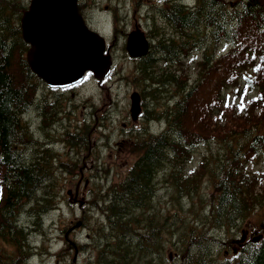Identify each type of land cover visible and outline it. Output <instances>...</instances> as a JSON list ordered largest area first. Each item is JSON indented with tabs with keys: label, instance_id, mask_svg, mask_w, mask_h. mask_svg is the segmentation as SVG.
Here are the masks:
<instances>
[{
	"label": "trees",
	"instance_id": "1",
	"mask_svg": "<svg viewBox=\"0 0 264 264\" xmlns=\"http://www.w3.org/2000/svg\"><path fill=\"white\" fill-rule=\"evenodd\" d=\"M18 1L0 0V264H35L32 258L40 251L23 213L30 212L40 229L44 215L56 207L52 184L57 166L51 159L56 154L51 148L39 150L23 119L38 101L40 78L27 62L28 44L24 41L20 50L17 43L20 26L11 24L8 11ZM168 16L182 33L165 51L170 59L173 49L182 47L178 55L184 59L177 67L136 71L145 116L164 119V127L134 137L136 160L121 181L91 199L100 203L95 205L102 216L90 222L92 217L84 214L83 223L93 232L90 241L76 242L77 250L95 248L86 264H264V233L257 242L248 240L233 250L232 258L218 256L220 247L242 234L243 221L264 213L263 181L246 163L251 153H264V122L257 116L236 125L226 116L248 118L260 112L250 110L249 103L258 101L259 91L264 93V0H199L195 8L180 12L175 7ZM194 41L201 49L196 76L185 65ZM192 76L194 84L187 87ZM224 84L251 91L252 98L243 99L241 109L233 104L222 108L216 117L224 118L223 125H218L209 110ZM203 90L213 100L196 101ZM60 102L55 95L52 117ZM206 113L207 124L192 122ZM192 163L195 167L188 168ZM162 176L178 206L171 204L168 212L156 204ZM183 209L195 218L181 216ZM225 232L231 236L226 238ZM70 251L64 245L58 254L64 258Z\"/></svg>",
	"mask_w": 264,
	"mask_h": 264
},
{
	"label": "rangeland",
	"instance_id": "2",
	"mask_svg": "<svg viewBox=\"0 0 264 264\" xmlns=\"http://www.w3.org/2000/svg\"><path fill=\"white\" fill-rule=\"evenodd\" d=\"M186 1L192 2V0ZM199 51L201 49L191 53L189 59L193 60L199 57ZM187 71L193 72L192 74L195 76L197 74V68L193 66L187 68ZM195 76L187 80V87L192 84V81L194 84ZM137 86L140 89V85L136 80L135 67L130 64L124 66L117 64L107 79L100 84L93 75H86L81 82L72 88L69 87L63 90H47L45 87L42 88L43 91L53 96L58 95V97H61L65 103L66 110H68L66 112H69L73 118L80 119L81 125L84 121L82 118L83 112L88 114V118L92 120L93 113L98 110L97 113L100 114V121L104 125L100 128V131L95 128L98 135L96 132L93 133L92 140H96V136H104V140L101 139L102 141H98L96 144L94 143L95 141H92L90 144L89 141L80 142L78 140L63 142L58 138V141L55 140L51 143L55 147L54 154H58L51 157L52 161L54 160V165L57 166L55 169L56 176L52 184L55 190V196L52 201L56 204V207L51 208L44 215L40 229H37V225L34 224L35 218L31 217L30 212L24 211L22 216V221L26 225L34 227L32 228L31 240L33 245L38 247L40 251L32 258L35 264H86L89 255L95 253V248L93 247H89V251L77 250L76 242L91 240L90 235L93 231L83 223L84 214L92 217V219L89 218L90 222H97L102 216L101 210L95 205L100 203L98 200L91 199L96 197L97 193H103L113 183L121 181L137 157L138 150L133 143L135 138L131 136L128 139H123L126 135L121 124L122 120L129 113L130 94ZM176 87L177 85L174 84L173 96L179 95ZM219 92L221 94L218 102H213L209 110L212 115V120L216 121L218 125H223L224 118L217 119L216 117L218 114H221L220 111L222 108L225 109L233 104L236 110L238 108L241 109L242 100L252 98L251 91L245 93L243 88L236 91V86L231 84L228 86L224 84L219 89ZM255 98L258 101L250 102L249 109L254 111L260 110V112H256L253 117L248 118L246 114L239 116L237 113L234 116L226 115L232 124L243 125L245 122L257 116H261L262 119L259 120L264 122V93L259 91ZM195 100L205 104L213 99L208 90H203ZM157 108L161 109L162 106L157 105ZM37 110L34 107L32 118L29 119L32 124V127L29 125V133L32 138L42 137L46 132L52 135L61 134L67 129L63 128L62 122L56 125L58 127L56 130L49 131L48 129H40L38 124L42 120ZM71 110H74L77 114H73ZM65 119L66 115L62 114V120ZM209 120L210 114L206 113L202 117L194 118L192 122L198 126L202 121L204 124H207ZM161 121L154 118L148 122L146 120L138 121L135 125L137 128L144 129L145 126L147 130L149 128L154 130L164 127L165 120L162 119ZM92 125H94L93 122L90 126L92 127ZM262 128H264V124ZM89 130L90 127L85 132L87 133ZM83 142H85V145ZM95 147H97L98 151L101 147V159L99 157V160L95 158ZM196 154L199 156L198 151ZM198 156H195V160L198 159ZM246 163L248 168H251L257 173L258 179L263 181L264 184V153H251ZM187 167L191 169L195 167V163ZM204 187L205 194H207L210 187L207 185ZM158 188L156 204L163 208L165 212H168L167 208L173 203L174 206L171 208H178L175 198L173 196L170 197V190L173 188L169 189V182L165 177L163 179L162 176V181L158 184ZM180 212L181 216H187L191 219L195 218L189 209H183ZM241 225L243 237L241 233H237L238 235L234 237L235 241L232 243L226 242L224 246L220 247L218 252L220 258H232V251H237L241 245V241L246 239L250 240L252 237L256 238L254 239L255 242L260 240L264 233V213L262 211L256 212L247 220L243 221ZM224 235L225 237L231 236V233L225 232ZM64 245L71 251L69 255L63 258L58 254V251ZM169 247L171 246H168V249H170Z\"/></svg>",
	"mask_w": 264,
	"mask_h": 264
},
{
	"label": "flooded vegetation",
	"instance_id": "3",
	"mask_svg": "<svg viewBox=\"0 0 264 264\" xmlns=\"http://www.w3.org/2000/svg\"><path fill=\"white\" fill-rule=\"evenodd\" d=\"M199 0H192V5L186 4L185 0H76L77 10L83 24L88 26L91 30H94L106 38L107 48L106 52L110 53L113 58L114 66L117 64L124 66L127 64L132 65L135 68H140L143 66H152L154 68H165V67H177L180 65V58L182 55V47H178L176 50L173 49V57L168 59L167 52L165 51L170 41H175L179 38L182 33L181 30L176 29L174 23L169 19V13L174 11L175 7L178 10L183 11L185 7L195 8ZM17 2V1H16ZM29 0H20L16 5V8H9V14H11V24L20 26V36L17 43L20 45V50L24 47V39L22 36L21 27V15L28 6ZM132 31L143 32L144 36L148 41V47L144 54L131 56L128 51V39ZM193 46L189 55L197 50L198 42ZM197 46V47H196ZM191 48V47H190ZM189 55L185 57V65L188 67H194L195 59H189ZM184 59V58H182ZM75 85L69 86L72 88ZM39 87V86H38ZM45 87L47 90H51L44 81H40V94L38 101L34 105L37 108L39 115L41 116V122L38 124L40 129L56 130V126L60 122L63 123V128H67L64 132L57 135H52L46 132L44 136L39 138H33L35 144H38L39 150L51 148L52 142L60 138L63 142H68L69 140L82 141H98L104 140V136H96V140H92V134L98 132L95 130L104 125L100 121V114L96 112L93 113L92 120L88 118V114L83 112V124H80V119H75L69 112H66V107L64 102L61 100V108L57 111L58 115L52 117L54 109L50 106L55 101V97L50 93L43 91L42 88ZM69 87L62 88L67 89ZM138 87L135 88V90ZM141 94V111L138 119H132L130 111L127 117L121 122L122 129L126 137L123 139H128L129 137H134L136 134L140 133L141 128H137L135 123L138 121H144L147 116L146 111V100H144V95L141 89L138 90ZM61 97H59L60 99ZM148 109V107H147ZM145 111V112H144ZM73 114H77L74 110H71ZM146 114V116L144 115ZM52 114V115H51ZM62 114L66 115V119L62 120ZM79 116V115H78ZM78 118V117H77ZM81 118V117H80ZM93 122L94 125L90 128L87 133L85 132L88 125ZM145 128V126H144ZM86 129V130H85ZM104 132V131H102ZM86 133V135H85ZM71 135H75L74 137ZM51 144V145H50ZM73 147V145H72ZM95 147L96 154L95 158L99 160L100 153ZM101 159V157H100Z\"/></svg>",
	"mask_w": 264,
	"mask_h": 264
},
{
	"label": "water",
	"instance_id": "4",
	"mask_svg": "<svg viewBox=\"0 0 264 264\" xmlns=\"http://www.w3.org/2000/svg\"><path fill=\"white\" fill-rule=\"evenodd\" d=\"M76 0H31L21 16L24 39L30 44L27 61L40 78L62 87L81 80L92 71L102 80L111 70L112 59L105 53V39L83 24ZM148 47L142 32L128 39L131 55H142ZM140 112V94H131V113Z\"/></svg>",
	"mask_w": 264,
	"mask_h": 264
},
{
	"label": "bare ground",
	"instance_id": "5",
	"mask_svg": "<svg viewBox=\"0 0 264 264\" xmlns=\"http://www.w3.org/2000/svg\"><path fill=\"white\" fill-rule=\"evenodd\" d=\"M164 100V99H163ZM171 103V102H170Z\"/></svg>",
	"mask_w": 264,
	"mask_h": 264
}]
</instances>
